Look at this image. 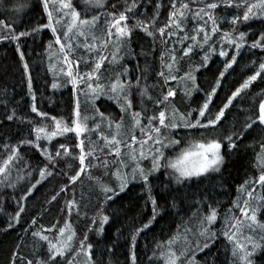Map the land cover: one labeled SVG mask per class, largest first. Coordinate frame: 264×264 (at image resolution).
<instances>
[{
    "label": "snow or ice",
    "instance_id": "snow-or-ice-1",
    "mask_svg": "<svg viewBox=\"0 0 264 264\" xmlns=\"http://www.w3.org/2000/svg\"><path fill=\"white\" fill-rule=\"evenodd\" d=\"M50 2L54 6L53 10L49 8ZM83 2L103 11L99 15H93L91 19L81 18L80 12L73 7L71 0H42L43 10L48 17L47 24L42 27L49 29L54 37V41L49 42L48 49L52 50L53 45L59 46L55 52L50 51L49 60L58 55V63L63 65L59 68V72L67 77L66 83L72 85L73 94L76 97L73 118L66 122L63 117L50 116L39 110L34 94L32 95L31 112L40 118L39 121L31 117H17L15 110L8 114L6 116L8 121L19 119L21 123L31 125V128L28 137L20 138L14 144L5 143L3 145L4 153L0 155V186L15 189L17 184L25 179L24 172H27L28 177L32 176V172L29 171L31 165L21 150L25 146L39 152L43 157V166L35 169L40 178L34 183L29 180L25 189L26 195L20 197V200H26L27 196L32 195L37 185L47 177L54 175L59 161L67 157L79 161V169L68 177L72 184L76 183L86 169L100 166L107 169L109 163L120 165L114 173L119 181V191L123 192L131 181H142L149 193L148 199L152 205L151 218L135 228L130 237V261L131 264H137L135 253L137 237L151 227L159 214L157 201L151 195L150 177L164 169L165 174L171 180L177 184H183L193 178L220 172L225 163V156L222 153L225 142H227L228 152L231 153L239 147L238 141L243 139L244 134L259 129L261 139L255 165L258 174L246 180L237 189V199L233 201L232 208L225 212L223 225L219 232V235H222L226 241L225 250L231 253L228 264H254L252 258L257 251L264 250V220L258 218V213L264 211V91L257 94L260 96L258 103L253 100L252 108L246 112L239 127L234 124L230 129L225 130L221 121L224 120L227 110L241 105L249 95L248 90L258 78L264 81V75H262L264 74V58L253 61L254 65L258 64L253 73L247 75L239 86L230 92L214 114L209 106L217 90L221 88V82L226 73L237 64V57L246 44L249 50L260 49L264 52V31L259 33L258 39L248 44L247 33L239 30L241 24H246L253 19H264V0H255L253 3H249L248 0H191V3L196 5L195 8L190 7L186 0H170L171 10L168 13L167 23L163 27L156 26L161 7L159 3L154 5L155 10L152 15L147 20H142L128 15L140 7L139 0H123L124 7L119 12L107 11V0H83ZM118 3L119 0H116L111 4V8L117 9ZM56 4L59 6L55 7ZM220 8H235L237 11L231 17L226 14L221 16L217 13V9ZM241 8L244 9L242 15L239 12ZM54 11L57 13L55 16ZM101 15L105 17L106 30L98 36L96 28ZM69 17L70 20L63 24L62 34L59 33L56 25H61L65 18ZM130 19L133 20L131 24L128 23ZM189 20L192 22L191 28L188 26ZM222 25L228 27L222 28ZM0 29H4L7 33L0 34V41L11 40L13 42L41 31V27H35L31 32L15 31L3 20H0ZM137 29L151 37L153 45L157 35L159 36L160 43L164 46L160 52V61L162 69L166 71L161 70L157 75L163 78L165 87L169 81L184 82L185 96H191L192 92L200 91L195 72L202 67H207L211 56L216 54V44L220 45L218 54L226 59H224L223 68L219 71L214 85L210 90H204L205 100L202 106L186 113L180 112L174 104L175 89L168 87L166 92L162 89L159 94H152L150 89L154 90L158 85L145 84L142 86L141 80L147 81V76L143 74L135 77V83L126 79L128 69L125 66H121V69L115 71L113 75L104 76L101 69L105 61L111 65L118 64L124 59V56L120 54L123 49L127 50L125 55H133L130 47L131 37ZM217 34H219L217 40L213 41V37ZM170 42L171 47L168 46ZM176 44L181 45L180 55H177ZM225 45L234 49L233 55L229 56ZM109 46H113L115 50L109 53ZM79 48H83L92 58L93 63L90 70L81 72L80 60L73 59ZM197 48L204 53L199 64L192 61V55ZM16 51L20 53V59L23 61L24 54L20 51L19 43L16 45ZM151 51L154 52L155 48L153 47ZM93 53H95L94 57ZM141 54L147 56L149 53L145 52L142 47ZM185 57L190 62L188 71L183 75H177L176 73L180 71V62ZM23 67L27 74L29 65L24 63ZM53 68L54 66L50 64L49 71H53ZM146 71L147 68L144 72ZM52 87L55 89L58 84L53 83ZM133 89H136L135 95L139 97V103L133 99ZM28 91L32 93L31 76L28 77ZM80 95L84 96L85 103L91 105L92 116L81 112ZM101 98L113 101L122 115L112 117L100 111L96 101ZM241 111L245 109L241 107ZM193 112L197 115L193 116ZM125 116L129 117L127 126ZM49 120L52 121L51 125L47 123ZM90 120L93 121L91 126L89 125ZM102 125H106L107 134L101 131ZM137 129L140 132L139 138L136 135ZM93 132L98 135L97 141L91 139L90 134ZM69 133L75 134L77 140L75 147L80 149L78 155L73 154L65 143L52 145L55 138L66 136ZM86 140L89 145L87 151H85ZM99 141H103V144ZM177 146L179 148L175 153L166 154L167 149ZM124 148L128 149L127 153L123 152ZM105 149L107 153L103 155ZM97 152L102 155H97ZM107 156L115 159L110 162ZM124 156L134 162L131 172L121 171L122 167H127ZM89 157L91 160L86 164V159ZM142 160H149L150 167L142 166ZM92 161H98V163L93 164ZM13 172L16 173L15 177H13ZM65 175L68 174L65 173ZM67 188V185L61 187L60 192H65ZM99 189L105 203L119 194L115 188L102 182L99 183ZM59 194L57 192L53 195L49 203L55 201ZM66 207L69 216L73 210L76 211L77 216L81 215L80 205L75 198L68 201ZM23 211L24 208L19 205L18 201V211L13 217L17 223ZM83 215L91 220L92 225L96 224L98 216L100 224L96 231L103 233V225L108 223L109 217L103 214L102 206L97 210L96 216L88 217L86 211ZM217 219L218 210L215 207L209 206L207 213L197 209L190 218V223L183 226V231L178 229L167 240L157 242L153 256H158L163 264H198L196 252L210 248L219 238L217 231L213 229ZM32 223L33 225L36 223L35 219ZM9 227H12L11 223ZM52 230L43 229V232ZM93 230L91 226L88 227V231ZM43 232L33 231L32 236L46 243L47 256L35 262L29 259L27 264H78L77 258L81 255L86 258V264H95L92 244L88 243L87 233L76 247L74 243L76 232L67 222L57 230L58 235L53 239ZM12 264H15V260Z\"/></svg>",
    "mask_w": 264,
    "mask_h": 264
},
{
    "label": "trees",
    "instance_id": "trees-1",
    "mask_svg": "<svg viewBox=\"0 0 264 264\" xmlns=\"http://www.w3.org/2000/svg\"><path fill=\"white\" fill-rule=\"evenodd\" d=\"M36 1L40 4V0ZM114 2L116 0L109 3L107 11H122L124 7L123 0H119L118 7L115 10L111 8V4ZM186 2H189L190 7H196L195 4L191 3V0H186ZM248 2L253 3L255 0H248ZM139 3L140 7L134 13L128 14L130 17L136 16L139 19L147 20L155 10L154 5L159 3L161 7L156 26L163 27L167 23L168 13L171 10L170 0H139ZM72 4L81 14L85 10H89V8L79 7L75 2ZM243 10V8L239 10L241 15ZM236 11L235 8L217 9L219 15L226 14L229 17ZM0 20H3V18ZM16 20L7 21L9 24L14 25L13 30L15 31L31 32L35 27H41V31L22 37L17 42L11 40L0 41V155L4 153L3 145L5 143L14 144L20 138L28 137L31 128V125L21 123L19 119L8 121L6 119L8 114L15 110L17 117H31L36 121L40 120L31 112L33 94L36 97L35 103L39 110L48 113L50 116L63 117L66 122L73 118L75 107V96L70 84L66 83L67 77L63 75L56 77L52 71H49L51 62L48 60V56L51 50L48 49V44L50 41H54V37H52L49 30H44L42 27L47 24L46 13L40 7L31 4V8H28L24 13L19 24L18 19ZM128 23H133V20L130 19ZM188 26L191 28V20H189ZM221 27L226 28L228 26L222 25ZM239 30L247 33L246 41L250 44L254 39H258L261 31H264V19H253L246 24H241ZM0 34L7 33L2 31ZM218 35L213 37V41L217 40ZM17 43L20 44V51L24 54L23 61L20 59V53L16 51ZM168 46H172L171 42ZM130 47L134 55L132 59H135L136 66L133 65V60L124 61L122 65L121 63L115 65V71L120 70L121 66H125L127 69L134 66L131 73L132 82H135L136 76L146 75L147 81L142 79V86L145 84L158 85L154 90L150 89L152 94H159L162 89L166 92L168 87L175 89V107L180 112L185 113L202 106L205 100L204 90H210L214 85L219 71L223 68L224 59H226L219 56L220 45L217 43L216 54L211 56L207 67H202L198 72H195L200 91H194L191 96H185L184 82L169 81L165 87L163 78L157 75L161 70L166 71V69H162L160 61V52L164 46L161 45L158 35L153 45L152 38L137 29L134 32V37L131 38ZM142 47L145 52L149 53L147 56L141 54ZM153 47L155 48L154 52L151 51ZM175 47L178 50L177 55H180L181 45L176 44ZM225 50L228 51L229 56L234 54V49L227 45H225ZM126 51L123 52L124 55ZM203 54L197 48L192 55V61L196 64L201 63ZM262 58H264V52H261L260 49L249 50L246 44L237 57V64L233 65V68L226 73L221 82V88L217 90L216 95L213 97L209 106L213 114L222 106V102L225 101L230 92L239 86V83L247 75L253 73L255 67L258 66V64L254 65L253 61H259ZM24 63L29 65L27 74L24 72ZM189 63V59L185 57L180 62V71L176 74L183 75L184 72L188 71ZM145 68H147L146 72H144ZM29 76L32 78V93L28 91ZM126 79H129V76ZM53 83H57L58 87L54 89L52 87ZM262 91H264V81L258 78L248 90L249 95L241 105L226 111L225 118L221 121L225 130L230 129L234 124L239 127L246 112L252 108L253 100L258 103L260 96L257 94ZM135 92L136 89H133L134 97H136V99L134 97L133 99L136 103H139V97L135 95ZM241 107L245 111L242 112ZM195 115L197 113L193 112V116ZM96 119L98 121L99 117L97 116ZM89 122L91 123V121ZM47 123L51 125L52 121L49 120ZM260 139L261 132L259 129L255 132L246 133L243 139L238 141L239 147L231 153L228 152L227 142H225L222 149L225 163L220 172L210 173L197 180L177 184L167 175L165 176L164 171H161L164 176L150 177L152 183L151 195L157 201L159 214L151 227L141 232L137 237L135 247L137 264H163L158 256H153L157 242L167 240L178 229L183 231V226L190 223V218L193 217L197 209L207 213L209 206L218 210V219L213 225V229L217 231L219 238L210 248L202 252H196V260L198 264H228L231 253L225 250L226 241L222 235H219V232L223 225L225 212L232 208L233 201L237 199V189L246 180L258 174L255 165ZM42 143L44 142L42 141ZM59 143L67 144L73 154H79L80 149L75 147L77 140L74 133L57 137L52 141V145H58ZM21 150L31 165L29 171L32 172V176L28 177L27 172H24L25 179L18 183L15 189L0 186V264H12L13 260H15V264H27L29 259L35 262L41 257H46V243L39 241L38 237H33L32 232L53 229L51 232H43L50 239H53L58 235L57 230L63 227L65 222L69 223L76 232L74 241L76 247L79 246V241L87 233L88 243L92 244L95 264H131V234L135 228L146 223L152 216V205L148 199L149 193L143 182L140 181L137 184L127 186L125 192L115 195L112 200L105 203L103 194L99 189V183L102 182L108 186L113 183L112 175L117 169V165H113L109 170H105L103 166L92 167L94 181H91L89 177L85 179L87 174V171H85L76 183L72 184L68 177L75 174L79 169V161L67 157L59 161L54 170V175L47 177L37 185L32 195L27 196L26 200H20V197L26 195L25 189L29 180L34 183L36 179L40 178L35 169L43 166V157L35 149L25 146ZM173 150L174 148L167 149L166 154H170ZM92 163L97 164L98 161H92ZM65 173L68 175H65ZM15 175L16 173L13 172V177ZM65 185L68 186L67 190L60 192L61 187ZM113 186L119 192L116 183ZM57 192L60 193L57 199L49 203L51 197ZM73 198L80 205V216L76 215L75 210H73L71 216L68 215L66 204ZM18 201L19 205L24 208V211L20 213L19 223L13 219L18 211ZM85 205H87L86 208ZM101 206L103 214L107 215L109 220L107 224L103 225V233H98L96 229L99 228V217H96V224L92 225L91 220L85 218L83 213L86 211L88 217L96 216L97 210ZM258 218L264 220V211L258 213ZM34 219L36 223L33 225L32 221ZM10 223L12 227H9ZM89 226L94 230L88 231ZM77 259L78 264H86V258L83 255ZM252 259L254 264H264V250L257 251Z\"/></svg>",
    "mask_w": 264,
    "mask_h": 264
},
{
    "label": "rangeland",
    "instance_id": "rangeland-1",
    "mask_svg": "<svg viewBox=\"0 0 264 264\" xmlns=\"http://www.w3.org/2000/svg\"><path fill=\"white\" fill-rule=\"evenodd\" d=\"M114 0H107V5H106V8L109 6V3L112 2ZM71 2H75L79 5V7H84L85 9H88L89 10H85V12L83 14H81V18H88V19H91V17L93 15H99L100 14V11H102V9H99V8H96V7H92L86 3L83 2V0H71ZM31 4L33 6H36V7H40L42 10H43V3H42V0H40V4H38V2L36 0H0V19L3 18V21L6 23V24H9L7 21L11 22L12 20H16L18 19V24L20 23L21 21V18L22 16L24 15V13H26V11L28 10V8H31ZM59 5L56 4L55 7H58ZM53 4L50 2L49 4V8L50 10H53ZM44 11V10H43ZM109 11V10H108ZM111 11V10H110ZM57 15V13H55L54 11V16ZM46 17H47V14H46ZM16 18V19H14ZM67 20H70V17L69 18H65V21L62 22L61 25H56L57 29H58V32L62 34V31L64 30L63 28V24L67 21ZM17 21V20H16ZM47 22H48V17H47ZM12 26V28L14 27L13 24H9ZM44 30L47 29V28H43ZM49 30V29H47ZM106 30V25H105V17L104 16H100L99 18V21L97 22V28H96V34L99 36L101 35V33L103 31ZM5 32L4 29H0V32ZM50 31V30H49ZM51 32V31H50ZM6 33V32H5ZM132 37H134V33L132 35ZM131 37V38H132ZM179 45V44H178ZM59 46L57 45H53V49L51 51L55 52L57 49H58ZM114 47L113 46H109L108 48V52H112L114 51ZM126 49H123L121 50V55L124 56V59L121 60L118 64L121 63V65L123 64L124 61H132V63H134L133 65L136 66V63H135V59L132 57L134 55H124V51ZM107 54V53H106ZM93 57L95 56V53L92 54ZM81 57H83V59H81ZM73 59H79L80 60V64H79V68H80V71L83 72L85 70H90L91 66H92V63H93V60L92 58L89 57V54L85 52V50L83 48H79L77 49L76 53L74 54V57ZM48 60H49V56H48ZM51 62V65L54 66L53 68V73L54 75H56V77H61L62 74H60L59 72V68L60 67H63L62 64L58 63V55L57 56H53V58L51 60H49ZM118 64H115V65H118ZM115 65H111L108 63V61H105V64L103 66V68L101 69V72L104 74L105 77L109 76V75H113L114 72H115ZM134 70V66H131V69H128V76H129V79L132 80V71ZM127 78V77H126ZM135 83V82H134ZM70 84V83H69ZM70 87L72 88V85L70 84ZM134 97V96H133ZM76 99V97H75ZM134 99H136V97H134ZM79 100H80V105H81V112L83 114H87L89 116H92L93 115V110H92V107L90 104H87L85 103V98L84 96L80 95L79 96ZM96 105L100 108V111L104 112L106 115H111L112 117H118L120 115H122L120 113V110L119 108L116 106V104L111 101V100H108V99H105V98H101L100 100H97L96 101ZM90 112V113H89ZM91 123L89 122V125L91 126L93 124V121L90 120ZM146 122V121H145ZM125 123H126V126L127 124L129 123V117L125 116ZM101 131H104L106 134H107V128H106V125H102L101 126ZM86 136L88 134H85ZM91 135V139L93 141H97L98 140V135L97 133L93 132L90 134ZM136 135L137 137L139 138L140 136V132H139V129L136 130ZM84 137H82L83 139ZM124 138H127V137H124ZM100 144H103V141H99ZM89 145H88V142L87 140L85 141V151H87ZM139 148V146L137 145V149ZM179 146H177L176 148H174V150L172 152H170V154H173L175 153L177 150H178ZM128 149L127 148H124L123 149V152L127 153ZM98 155H102L101 153L97 152ZM107 153V149H105V153L103 155H106ZM138 154V153H137ZM107 159L111 162L113 161L115 158L112 157V156H107ZM89 160H91V158H87L86 159V164L89 162ZM124 160H125V163L127 164V167H122L121 168V171L123 172H131V168L133 166V161H131L130 159H128L127 156H124ZM141 164L142 166L144 167H150V161L149 160H142L141 161ZM113 165H117V168L120 167V165L118 164H115V163H109V166L107 167V169L105 170H109L110 168L113 167ZM93 168H90V169H86L87 171V174H86V177L85 179H87L89 177V179L91 181H94V173H93ZM161 171H164V169H161ZM161 171L156 173L154 176H166V174L162 175L161 174ZM116 172V170H115ZM114 172V173H115ZM112 175L113 177V180L114 182L113 183H110L109 186L110 187H113L114 188V184L116 183V185L118 186L119 184V181L117 180L116 176ZM214 173V172H213ZM210 174V173H209ZM91 176V178H90ZM107 176V174H106ZM203 177V176H202ZM201 178V177H200ZM199 178H193L192 180H197ZM140 181H131L128 183V186L131 185V184H134V183H139ZM107 185V184H106ZM126 190V188H125ZM125 190L123 192H125ZM123 192H118L119 194L120 193H123Z\"/></svg>",
    "mask_w": 264,
    "mask_h": 264
}]
</instances>
